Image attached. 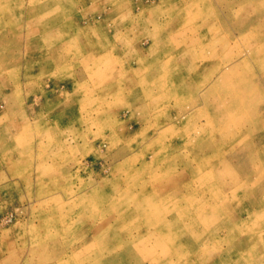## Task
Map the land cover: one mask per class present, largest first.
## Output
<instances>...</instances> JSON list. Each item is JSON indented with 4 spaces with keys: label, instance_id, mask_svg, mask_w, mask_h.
Returning a JSON list of instances; mask_svg holds the SVG:
<instances>
[{
    "label": "rangeland",
    "instance_id": "rangeland-1",
    "mask_svg": "<svg viewBox=\"0 0 264 264\" xmlns=\"http://www.w3.org/2000/svg\"><path fill=\"white\" fill-rule=\"evenodd\" d=\"M0 264H264V0H0Z\"/></svg>",
    "mask_w": 264,
    "mask_h": 264
},
{
    "label": "bare ground",
    "instance_id": "bare-ground-1",
    "mask_svg": "<svg viewBox=\"0 0 264 264\" xmlns=\"http://www.w3.org/2000/svg\"><path fill=\"white\" fill-rule=\"evenodd\" d=\"M42 10H44V9H42ZM32 11H33V10L31 9V12H32ZM45 11H46V10H45ZM33 29H34V28L30 29L31 34L35 32ZM65 29H66V27H64V28L62 27L61 29H59L58 31H56L57 36H61V35H62V32H63ZM44 42H49V39H48V38H45V39H44ZM113 228H114V227H113ZM192 228L195 229L194 226H192ZM114 229H115V228H114ZM131 231H132V230H129V229L127 230V232H131ZM114 232H116V230L113 231V233H114ZM138 232H139V231H138ZM117 233H118V232H117ZM117 233H116V234H117ZM114 234H115V233H114ZM126 234H128V233H126L125 231H121V232H120V236H122L124 240H125V236H126ZM115 236H116V235H115ZM113 237H114V236H113ZM132 237H133V236H132ZM140 237H142V236H139V238H140ZM139 238H137V240H139ZM114 240H115V239H114ZM116 242H117V241H116ZM121 248L123 249V246H119V248L117 247V250H118V249L121 250ZM180 250H182L181 246L177 247V251H180ZM181 252H183V250H182ZM177 256H178V254H177ZM178 257L180 258L181 256H178ZM178 257H177V258H178ZM179 258H178V259H179ZM142 259H143V258H142ZM183 259H184V258H183ZM152 261H153V260H152ZM150 263H151V262H150Z\"/></svg>",
    "mask_w": 264,
    "mask_h": 264
},
{
    "label": "crops",
    "instance_id": "crops-1",
    "mask_svg": "<svg viewBox=\"0 0 264 264\" xmlns=\"http://www.w3.org/2000/svg\"><path fill=\"white\" fill-rule=\"evenodd\" d=\"M236 175H237V171H236ZM245 175V174H244ZM238 177H236V179H237Z\"/></svg>",
    "mask_w": 264,
    "mask_h": 264
}]
</instances>
